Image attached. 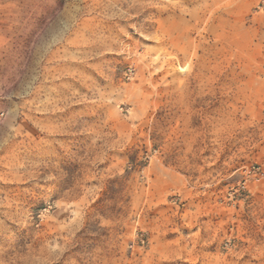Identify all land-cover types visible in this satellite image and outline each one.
Wrapping results in <instances>:
<instances>
[{
    "label": "rangeland",
    "instance_id": "1",
    "mask_svg": "<svg viewBox=\"0 0 264 264\" xmlns=\"http://www.w3.org/2000/svg\"><path fill=\"white\" fill-rule=\"evenodd\" d=\"M0 264H264V0H0Z\"/></svg>",
    "mask_w": 264,
    "mask_h": 264
}]
</instances>
